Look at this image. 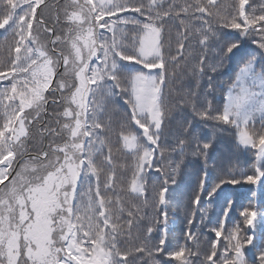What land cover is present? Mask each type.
Returning <instances> with one entry per match:
<instances>
[{
  "label": "snow or ice",
  "instance_id": "obj_1",
  "mask_svg": "<svg viewBox=\"0 0 264 264\" xmlns=\"http://www.w3.org/2000/svg\"><path fill=\"white\" fill-rule=\"evenodd\" d=\"M0 37V264H264V0H0Z\"/></svg>",
  "mask_w": 264,
  "mask_h": 264
},
{
  "label": "trees",
  "instance_id": "obj_2",
  "mask_svg": "<svg viewBox=\"0 0 264 264\" xmlns=\"http://www.w3.org/2000/svg\"><path fill=\"white\" fill-rule=\"evenodd\" d=\"M182 2V0H181ZM229 0H221V3H228ZM0 42H2V37H0ZM6 55V52L0 50V59H2L4 56ZM229 76H231V73H229ZM220 79H227V77H220ZM232 79L234 80L235 77L233 76ZM179 86V85H177ZM240 159V162H241V166H246V157L245 156H240L239 157ZM251 186H240V185H237L235 186V192L237 193L236 195V201L234 203V206H233V210L232 212L230 213V215L234 218H237L238 217V214H239V211L242 209V207L244 206H247L249 201L247 199H245V189L247 188H250ZM228 190H233V186L231 185H228L227 188H226V191ZM250 195V193H249ZM184 217H183V212H180L178 214V216L176 217H172L170 216V220H174L175 223L174 225L173 224H170L169 227L170 229L172 230V234L173 235H180V228L182 227V221H183ZM197 220H198V216H197ZM213 220H215V217H213ZM203 239V238H202Z\"/></svg>",
  "mask_w": 264,
  "mask_h": 264
}]
</instances>
